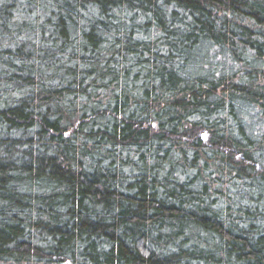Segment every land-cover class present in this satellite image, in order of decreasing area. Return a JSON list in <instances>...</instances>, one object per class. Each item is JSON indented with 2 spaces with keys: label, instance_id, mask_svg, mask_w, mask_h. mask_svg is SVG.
Listing matches in <instances>:
<instances>
[{
  "label": "trees",
  "instance_id": "trees-1",
  "mask_svg": "<svg viewBox=\"0 0 264 264\" xmlns=\"http://www.w3.org/2000/svg\"><path fill=\"white\" fill-rule=\"evenodd\" d=\"M0 264H264V0H0Z\"/></svg>",
  "mask_w": 264,
  "mask_h": 264
}]
</instances>
